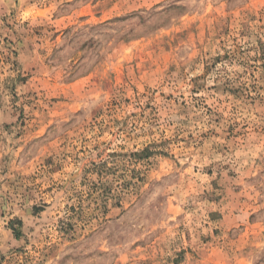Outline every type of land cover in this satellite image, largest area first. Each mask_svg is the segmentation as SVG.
Returning <instances> with one entry per match:
<instances>
[{"label": "rangeland", "instance_id": "rangeland-1", "mask_svg": "<svg viewBox=\"0 0 264 264\" xmlns=\"http://www.w3.org/2000/svg\"><path fill=\"white\" fill-rule=\"evenodd\" d=\"M0 264H264V0H0Z\"/></svg>", "mask_w": 264, "mask_h": 264}]
</instances>
